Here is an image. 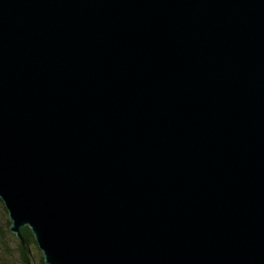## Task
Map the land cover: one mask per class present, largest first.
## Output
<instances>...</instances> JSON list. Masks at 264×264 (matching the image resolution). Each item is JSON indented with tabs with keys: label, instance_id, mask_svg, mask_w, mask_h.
I'll return each instance as SVG.
<instances>
[{
	"label": "water",
	"instance_id": "water-1",
	"mask_svg": "<svg viewBox=\"0 0 264 264\" xmlns=\"http://www.w3.org/2000/svg\"><path fill=\"white\" fill-rule=\"evenodd\" d=\"M0 198L46 264H264V0H0Z\"/></svg>",
	"mask_w": 264,
	"mask_h": 264
},
{
	"label": "rangeland",
	"instance_id": "rangeland-1",
	"mask_svg": "<svg viewBox=\"0 0 264 264\" xmlns=\"http://www.w3.org/2000/svg\"><path fill=\"white\" fill-rule=\"evenodd\" d=\"M8 212L0 202V264H22L14 233L9 229ZM31 264H41V252L32 246Z\"/></svg>",
	"mask_w": 264,
	"mask_h": 264
},
{
	"label": "trees",
	"instance_id": "trees-1",
	"mask_svg": "<svg viewBox=\"0 0 264 264\" xmlns=\"http://www.w3.org/2000/svg\"><path fill=\"white\" fill-rule=\"evenodd\" d=\"M0 202L3 203V201L0 198ZM4 205V203H3ZM4 208L6 209L5 205ZM7 211V210H6ZM7 223L10 227V220H7ZM13 233V232H12ZM20 233H21V238H18L17 235L14 233L15 236V240L17 242V248L19 251V255H20V259L22 264H31V259H32V246L36 247L40 252H41V264H46L44 262V258H43V254L41 249L38 247V244L35 240L34 234L31 230V228L28 225L23 226L20 229Z\"/></svg>",
	"mask_w": 264,
	"mask_h": 264
}]
</instances>
